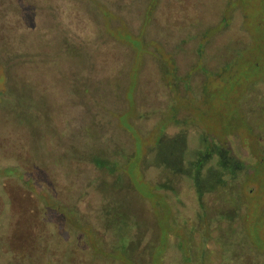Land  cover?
Wrapping results in <instances>:
<instances>
[{"label":"rangeland","instance_id":"obj_1","mask_svg":"<svg viewBox=\"0 0 264 264\" xmlns=\"http://www.w3.org/2000/svg\"><path fill=\"white\" fill-rule=\"evenodd\" d=\"M5 169L0 264H264V0H0Z\"/></svg>","mask_w":264,"mask_h":264},{"label":"trees","instance_id":"obj_2","mask_svg":"<svg viewBox=\"0 0 264 264\" xmlns=\"http://www.w3.org/2000/svg\"><path fill=\"white\" fill-rule=\"evenodd\" d=\"M96 162H97V164H98V166L99 167H106V165H105V163L103 162V161H101V160H96ZM16 170V169H15ZM13 172H16V171H14L13 169H5V170H3L0 174H3L4 176H7V175H12V173ZM26 180V179H25ZM201 251V250H200ZM198 254H201L200 256H196L197 257V260L201 263V264H203L202 263V261L201 260H203V257H204V255H205V252H199ZM14 261L15 262H8V263H6V264H21L19 261L20 260H18V262H17V260L16 259H14ZM66 262L64 261V263L63 264H65ZM49 264H50V262H49Z\"/></svg>","mask_w":264,"mask_h":264}]
</instances>
